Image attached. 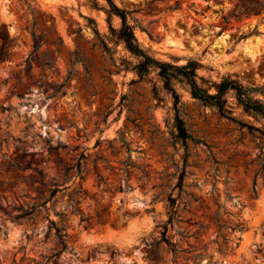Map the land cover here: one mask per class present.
<instances>
[{"label": "rangeland", "instance_id": "obj_1", "mask_svg": "<svg viewBox=\"0 0 264 264\" xmlns=\"http://www.w3.org/2000/svg\"><path fill=\"white\" fill-rule=\"evenodd\" d=\"M112 2L154 59L264 103V0ZM108 10L0 0V264H264V135L240 126L264 120L232 92L234 121L178 80L139 79Z\"/></svg>", "mask_w": 264, "mask_h": 264}, {"label": "trees", "instance_id": "obj_2", "mask_svg": "<svg viewBox=\"0 0 264 264\" xmlns=\"http://www.w3.org/2000/svg\"><path fill=\"white\" fill-rule=\"evenodd\" d=\"M108 7V14L115 15L120 19V27L115 32L112 30V36L117 40V42L123 44L124 49L132 56L135 60L134 65L131 67V71L137 75L139 79L143 78L150 71H157V76L163 82V87L166 89L171 88V83L173 80H178L187 88V91L192 99H195L205 106L212 107L217 110V112L232 121V108L228 105L227 94L229 92L233 93V98L238 107H241L242 111L247 115L254 116L260 120H264V103L258 100H254L250 94L255 92L254 89H246L242 87L237 80L230 79L226 77L222 79L219 83H211L208 85L204 82L197 81L196 71L201 68V65L194 60H188L184 65L176 66L165 62H160L154 59L152 56L148 55L146 51L141 49L134 37L133 30L127 22V13L123 10L118 9L112 0H104ZM232 15L234 19H239L242 16H248L251 13L240 14L238 12ZM255 15L258 11L253 12ZM228 19H225L224 23H228ZM124 69H129V63L124 64ZM212 91V92H211ZM175 102L178 101V97L174 94ZM240 126L245 127L249 131L259 133L264 135L262 129L255 128L250 125L240 123ZM176 131L178 139L181 142H185L189 139V136L184 129L182 121L176 119ZM80 173V168H76L75 175ZM56 191H51L49 198L51 199L55 195ZM48 201V200H47ZM45 201L43 204H45ZM40 205L33 206V210L41 207ZM50 225L54 227V235L56 237L58 246L60 248V253L67 249V245L70 237L65 232V227L60 228L55 227L54 222H50Z\"/></svg>", "mask_w": 264, "mask_h": 264}]
</instances>
